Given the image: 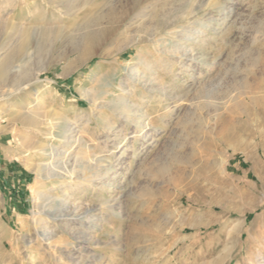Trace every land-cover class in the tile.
I'll use <instances>...</instances> for the list:
<instances>
[{
	"label": "rangeland",
	"instance_id": "1",
	"mask_svg": "<svg viewBox=\"0 0 264 264\" xmlns=\"http://www.w3.org/2000/svg\"><path fill=\"white\" fill-rule=\"evenodd\" d=\"M21 1L0 0V53L15 46L19 34L5 31L7 22L33 28L34 45L13 66L25 72L44 66L40 85L48 90L36 113L44 118L50 109L60 111L52 121L64 122L72 135L94 146L102 158L98 171L105 173L99 188L74 178L63 184L69 190L65 197L63 188L46 191L25 160L50 163V156L28 147L50 144L52 135L45 126L24 127L21 112L6 106L7 112H0V264H264V0H134L126 16L111 21L110 32H94L99 37L92 48L109 55L82 66L76 54L63 58L84 34L73 28L129 0H91L74 25L62 21L66 30L41 49L38 39L54 37L38 27L53 26L57 13L42 17ZM37 4L41 9L42 2ZM220 5L224 13L218 12ZM33 15L45 24L31 20ZM184 30L191 32L187 41ZM176 47L175 56L170 52ZM97 63L104 73L88 79ZM67 64L71 69L65 71ZM80 88L98 97L97 108ZM116 95L130 107L129 120L100 107ZM104 113L114 122L116 137L103 127ZM135 120L143 124L137 135ZM54 147L60 156L54 162L61 167L81 152L62 139ZM84 162L78 161L80 167ZM112 166L116 169L107 171ZM7 167L24 174L23 180L3 177ZM162 169L165 173L157 174ZM31 187L66 205L47 226L49 242L33 235ZM85 208L92 213L78 217Z\"/></svg>",
	"mask_w": 264,
	"mask_h": 264
},
{
	"label": "bare ground",
	"instance_id": "2",
	"mask_svg": "<svg viewBox=\"0 0 264 264\" xmlns=\"http://www.w3.org/2000/svg\"><path fill=\"white\" fill-rule=\"evenodd\" d=\"M90 1L91 0H85V1H83V0H40V2H42L43 6H42V8L40 7L41 9H39V6L41 4L38 6L37 0H27L26 3L29 6H32L36 10V13L38 15H41L42 17H44V16L46 17L47 15H49L51 10H53V11H55L57 13L56 18H53L54 19L53 26H49L48 28H46V27H40L39 28L38 27V30L40 31V33L41 32H51L50 36H52L54 38L51 39V40H48L46 38L44 39V37L43 38L41 37V39H38L35 42L36 43L35 44L36 47L41 49V47L46 45V43H48V42L51 43L53 41L55 42L57 37L60 36L59 35L60 32H64L66 30L64 28V26H62V21L71 20L73 22L72 24L74 25V22L77 19L79 20V18L81 17L80 16V14H81L80 11L86 6V4L91 3ZM129 2L130 3H127L126 6H122L121 5V7L119 9H114V8L111 7V8H108L106 10L103 9L104 11L103 10H101V11L98 10L99 11L98 14L95 13L96 15H94L93 17H90L89 19H88V16H87L88 20L85 23L83 22L84 26L81 24L82 26L76 27L75 29L73 28V30H72V33L73 32H84V34L81 35V38L77 42H73L72 43L70 49L67 50L65 55L63 53V55H64L63 58H66V57L70 56V54H76L75 61L80 63V66H82L84 64H88V62L95 56H98L99 59H104L105 60V58L109 55V53L105 52V54L101 55L100 53H97L92 48V44L91 43H93L92 42L93 39L95 37H99L98 35H96V33L94 34V32H97V34H98V32H102V33L103 32H110V30L112 29L111 21H115L116 19H119V18L121 19L122 17L126 16L128 10L130 11V9L134 5L135 1L134 0H129ZM20 3H22L21 0H20ZM107 7H108V5H107ZM93 8L92 9L95 12H97L95 10V7H93ZM217 9H218V12L224 13V7L223 6L220 5V6H218ZM42 17L40 19H37V17L34 16L31 20H38V21L44 23V19H42ZM154 18H156V17H154ZM158 18H161V17H158ZM151 19H153V18H151ZM6 25H7V27H6L7 29H5V31L10 29V30H13L14 32H19V34L17 36L15 46L13 45V47H11L5 54H1L0 53V112H3V113L7 112V109L5 107L8 106V105H11L10 107H12L14 109H18V111L21 112V114L19 115V119L18 120L21 122V124L24 127H26V128L27 127L28 128L29 127L38 128V127H41V126H45L49 130V134H50V136L52 135L51 137L53 139L50 144L39 145L37 147L35 146V144H30V146L28 147L29 151H32V150L34 151V149H36L41 154H47L48 156H50V158H52L51 162L48 163V164H44L43 162H36L35 163V162H31V161L26 159L25 160V168H27L36 177L35 178L37 180L36 183L39 182L40 180H44L45 181V187L47 189L46 191H48V190H50L51 192L55 191V190L58 191L59 189L63 188L61 190V192H62V195L64 197L67 196L68 191H69V190L67 191L68 187L66 188L63 185L66 180H72L74 178L75 179L77 178L79 180V183L82 184V186H87V187H91V188L93 187V189L97 188L98 186L101 187L104 184L103 183V181H104L103 180V175H104L103 173H105V172L102 173V172L98 171L99 168H100L99 163L102 162V158L96 156L97 154L94 152V150H95L94 148L95 147L92 146V145H89L87 142L83 141L79 137L80 135L78 137L75 136V135H72L73 130L70 129V126L67 127V124H65L64 122H53L52 121L53 118L56 119V118L61 116L60 111L53 110V109L51 110L50 109L49 115H47L44 118H41L36 113V108L38 106H40L41 102L44 101L43 100V96L47 93V90H48L47 87H43V86L40 85V83L42 82V80L40 79V75L45 70L44 66L43 67L42 66L38 67L37 69H34L32 72H27V71L25 72V71H23L21 69V67H20V69L17 70V68H15L13 66L14 63H16V62L18 63V61H20V63H21V61L25 59V57H26L25 51H27V49L30 48V46L33 44V40L34 39H32V36H31V32H32L33 28L32 29H28V28L24 29L22 27H18V26L16 27L14 22H13V24L10 23V22H7ZM34 30L37 31L36 29H34ZM52 32H54V34ZM166 33H168V32H166ZM190 34H191V32H187L186 30H184V32H182L181 35H182V37H184L185 41H187L188 38L191 37ZM48 35H49V33H48ZM37 37H39V34H38ZM37 37H35V39ZM100 38H101V35H100ZM154 38H155V35L151 34L149 36V39H151V40L153 39V42L155 44H157L159 41H155ZM138 40H136L137 43L140 41V40L139 41ZM145 40H146V38H145ZM127 47H128V45H127ZM1 49L2 48H0V50ZM179 49H182V48L179 47ZM179 51L180 50H178V47H176V49L174 48L173 51H171L170 53L176 56V55L180 54ZM139 61L141 63V61H142V57L141 56L139 57ZM70 67H71L70 64H67V65H65L64 70L68 71L69 69H71ZM190 67L191 66H189V68ZM130 69H131V67L128 65L127 71H131ZM103 73H104L103 65L101 63H97L91 68V70L89 72L88 79H90V78L95 79L98 76L102 75ZM137 75L139 77L140 73H137ZM49 83H51V82H49ZM241 86H242V84H241ZM78 90H79V92H80V94H81V96L83 98H90V100H87V101L90 102V104L93 106V108H97L98 104L96 102L98 100V97L96 95H92V93L89 92V90H86V89H83V88L82 89L80 88ZM160 91L163 92L162 90H160ZM205 91H207V89ZM209 91L210 90H208L207 94L210 95ZM90 95H91V97H90ZM15 99L17 101L13 102V100H15ZM117 99H118L117 95L114 98L110 97L104 103H101L102 105L100 107L105 108L108 111H111L114 115L117 116V118H120L121 116H123V114L124 115L130 114L131 113L130 107L127 104H125V102L122 101V100H121L122 102L121 101L118 102ZM165 109H167V113L172 111V110H170V108H168V106ZM70 110H71L70 112H75L76 111V109L74 107L70 108ZM172 113H173V111H172ZM127 116L128 115H126L125 117H127ZM138 118H140V117H138ZM127 119L129 120V116H128ZM101 120L104 123L103 127L106 128L108 133L110 131L111 132L114 131V129H113L114 128V122L110 121L107 118L105 113L101 114ZM137 120H139V119H137ZM134 123H135L134 133H136V135H137L138 133H140L142 131L143 127H141V125H143V124L140 125L137 121L134 122ZM137 126H139V127H137ZM148 126H150V125L146 124L145 128L148 127ZM137 128H140V129H137ZM148 128H150V127H148ZM1 129H3V127L0 125V130ZM151 129L154 132L156 131L155 127H151ZM113 134H114L115 137H116V135H118L117 132H113ZM23 137H21V138L24 139ZM124 138H122V140H124ZM59 139L64 140L66 143L71 142L72 144H76V145H78L81 148V152L80 153L78 152L76 155L73 156V158H71L72 163L70 165H65L64 164L63 167L58 166L56 164V162H54V159L57 158V156H59L58 150L54 149L55 148L54 145H55V143H57V141H59ZM20 141L22 142V140H20ZM114 146H115V144H114ZM104 147H106V146H104ZM125 151L126 150H123L122 153H124ZM108 154H109V152H108ZM82 159H86L87 162L86 163L84 162L85 164H83V167L82 166L80 167L78 161L80 162V160H82ZM77 163H78V165H77ZM81 163H82V161H81ZM75 165H77V166H79L81 168V172H77L75 170ZM77 169H79V168L77 167ZM112 169H114L113 166L112 167H108L107 171L108 170L112 171ZM115 169H116V167H115ZM163 169L161 171H158L157 174L162 175L163 173H165L166 169L165 170H163ZM79 171H80V169H79ZM107 173H106V175H107ZM112 175L114 177V173ZM111 179H112V177H111ZM113 181H114V179H113ZM40 184H42V183H40ZM62 185L64 187H60ZM34 186H35L34 188L37 187L36 185H34ZM34 188L31 187V189H32L31 193H32V196H33L32 198L34 199V210H35V211L32 212V216L35 217V219L33 218L34 220L32 222L33 235H34L35 239H40L41 241L49 242L52 239V235L50 234V232L48 230H46L47 226L49 225V222H51V221L55 222L56 218L54 217V214L57 213V212H61L62 213L66 209V205L65 204H62V205L60 204L59 205V204L56 203V200L54 198H58L59 199L58 196H55L53 198L52 196H48L45 193H43L42 191L36 190ZM40 189H42V188H40ZM110 209H114V206H111ZM71 210H72V208H71ZM92 211H93L92 208H85L81 213L79 212V214L77 216L79 217L81 215L83 217L84 216L86 217L90 213H92ZM65 223H67V221ZM54 239H56V238H54ZM24 244L29 245L30 241L28 240V242H27V240L25 239L24 240ZM54 247L57 248L56 246H54ZM71 250L75 251V247H73ZM78 254H79V256H81V251L78 252ZM79 256H78V259H77L76 263H79L78 260L81 258ZM92 257L94 258V256H92ZM68 258L70 260L71 256L68 257Z\"/></svg>",
	"mask_w": 264,
	"mask_h": 264
},
{
	"label": "crops",
	"instance_id": "3",
	"mask_svg": "<svg viewBox=\"0 0 264 264\" xmlns=\"http://www.w3.org/2000/svg\"><path fill=\"white\" fill-rule=\"evenodd\" d=\"M15 173V174H14ZM1 175L3 176V177H8V179H10L9 181H12L11 180V177H10V175L12 176V175H16V178H19V182H17V183H20V181H22L23 180V178L21 177L22 175H24V174H20V176L17 174V172H16V170H14V169H11V168H6V169H3V171H2V173H1ZM5 179V178H4ZM3 179V183H5V180Z\"/></svg>",
	"mask_w": 264,
	"mask_h": 264
}]
</instances>
